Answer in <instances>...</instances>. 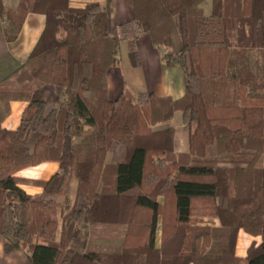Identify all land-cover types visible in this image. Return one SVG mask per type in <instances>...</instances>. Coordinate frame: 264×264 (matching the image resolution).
<instances>
[{
    "label": "trees",
    "instance_id": "trees-1",
    "mask_svg": "<svg viewBox=\"0 0 264 264\" xmlns=\"http://www.w3.org/2000/svg\"><path fill=\"white\" fill-rule=\"evenodd\" d=\"M204 1L132 0V18L112 37V0L81 6L70 0H18L13 8L0 0V20L7 21L0 27L5 43L16 39L27 13L45 16L26 60L0 78L1 83L18 77L15 90H2L12 92L10 97L4 100L6 93H0V104L6 102L0 123L9 101H27L16 129L0 125L5 252L27 249L32 264H264V166L256 164L264 152V0H210L208 14ZM172 21L179 47L162 58L167 66L181 67L183 95L173 99L126 89L110 100L106 74L119 62L120 41L132 37L128 57L136 65L137 36L146 32L153 44L170 47ZM132 24L137 31L130 34ZM255 47L262 49L261 74L240 63L244 52ZM46 84L62 87L65 99L42 100L40 88ZM175 111L188 132L187 153L173 151L172 126L155 132L156 144L135 142L131 118L146 130L170 122ZM31 131L39 136L29 149ZM113 139L126 146L108 185L104 156ZM151 154L169 156L174 168L163 173L167 189L161 200L155 188L165 169ZM46 160L59 165L49 180L14 175ZM148 175L154 186L133 192ZM68 180L74 181L75 199L85 197L84 208L75 207V201L62 208L54 200V194H66ZM26 182L43 188L39 199L19 187ZM80 217L90 225L87 238L75 225ZM240 229L260 236L244 257L235 254ZM217 235L221 242L214 239ZM73 239L87 248L69 245Z\"/></svg>",
    "mask_w": 264,
    "mask_h": 264
},
{
    "label": "crops",
    "instance_id": "crops-1",
    "mask_svg": "<svg viewBox=\"0 0 264 264\" xmlns=\"http://www.w3.org/2000/svg\"><path fill=\"white\" fill-rule=\"evenodd\" d=\"M2 1L6 7H15L18 3V0ZM72 1L74 2V6H81L86 2L85 0H70V3ZM131 18L132 16L126 19V21ZM44 22V14L29 12L24 18L16 39L6 43L1 42L3 43L1 46L3 45L2 51L4 53L2 58L4 57L7 61H0V78L13 69L16 63H21L27 58L43 30ZM120 23L122 22L112 21L110 24L108 22V26H112V28L110 27L112 30L111 35H115L116 26ZM135 48L138 54V63L136 65H132L130 60L125 62L119 58V62L108 69L106 74L108 98L115 100L126 89L133 93L152 92L157 96H169L173 99L181 97L184 93V74L181 67L176 65L167 66L162 58L163 52L159 46L150 41V37L146 32L137 36L135 39ZM40 95L42 100L52 103L60 100L61 90L57 85L46 84L40 88ZM26 106L27 101L25 100L15 99L9 101V112L2 119L0 123L1 127L8 130L16 129ZM175 117H179L177 125L171 123ZM172 120L168 125L174 128V150L178 153L187 152L188 132L181 124V114L179 111L174 112ZM58 168L57 161L46 160L35 165L24 167L14 175L28 181H46L58 171ZM19 187L34 199H39L43 193V188L35 183H20ZM159 228L158 224V244L160 240ZM252 241L258 244L260 238L239 230L237 233L235 254L239 257H244ZM5 242L4 236L0 233V264H32L29 259V251L16 249L11 252H5Z\"/></svg>",
    "mask_w": 264,
    "mask_h": 264
},
{
    "label": "rangeland",
    "instance_id": "rangeland-1",
    "mask_svg": "<svg viewBox=\"0 0 264 264\" xmlns=\"http://www.w3.org/2000/svg\"><path fill=\"white\" fill-rule=\"evenodd\" d=\"M85 1L88 2L89 0H85ZM98 1L102 4V3H104L105 0H98ZM73 3L74 2L72 1L71 5H73ZM4 6L6 7L5 4H4ZM78 6H80V5H78ZM202 7H203L205 13L208 14L209 9H210V0H205L202 3ZM6 8H13V7H6ZM108 10H109V21H108L109 24L112 21L122 22V23L118 24L116 26V29H115V35L121 33V30H122L121 28L122 27H127V25H125L124 22H126V19H128V18H130L132 16L131 0H112V2H110V4H109V9ZM230 11L233 13V11H234L233 7H232V9ZM6 22H7L6 20L1 19L0 20V27L4 26L6 24ZM121 24H123V25L119 27V25H121ZM157 25H158V23H157ZM110 27L112 28V26L111 25L108 26V33H109L110 36L113 37V35H111L112 34L111 33L112 30L110 29ZM131 29H133V30L131 31ZM170 29H171L170 31H171V35H172V42H170V47L166 46L163 43L157 45V46H159V48L163 52L162 56L167 50L175 51L179 47L178 31H177V26L175 24V21L171 22ZM129 31H130V34L132 32H136L137 31V27L132 24V25H130V30ZM154 32H155V37L158 40V36H159L158 35V28H156L154 30ZM2 38H3V35L0 32V61L3 62L4 60L7 61V59H4V57L2 58V55L4 54L3 51H2L3 50L2 49L3 45L1 46V44H3V43H1V42H3ZM125 38L126 39H124V40H126V41H123V39H122V42L120 41L121 44L119 43L120 46H119V50H118V56H119V58L122 61L126 62V61L129 60V58L127 57V52L129 50L128 42H129L130 39H132V37L130 35H128V36L125 35ZM244 56L245 57H242V59L240 60L241 61L240 63H246L253 70H255L259 74H261V69H262V49L258 48V47H255L253 49L249 48V49L246 50V52H244ZM240 63H239V65H240ZM14 67H16V66H14ZM20 75H22V74H20ZM10 78H12V81L6 80L7 82L5 81V82H1L0 83V93L1 94L2 93H6V94H3L4 95V100H5V98L10 97L12 92L2 91V90H5V89L9 90V91L15 90L13 85L18 80V77H16L15 75L11 76ZM60 90H61L60 100H64L65 96L63 94V88L60 87ZM134 94H136V92H134ZM5 103L1 102V104H0V108H2V110L6 107ZM178 118L179 117L173 118L171 123L174 124V125H177ZM168 123L169 122L160 123V124H151L149 129L143 130V129H140V128L137 127L138 125H137L136 119L135 118H131L129 126L133 129L134 134L138 135V136H136L135 142L143 141V142L148 143L149 145H153V144H156L157 141H158V135L155 132L160 130V128H163V127H166V126H171V125H168ZM85 130L87 132V131L91 130V128L86 127ZM38 136L39 135L36 132L31 131L29 133L28 138H27V145H28L29 149H32L33 144L37 140ZM74 140H77V138H75ZM125 144L126 143L124 141H121V140H118V139H113L110 142V146L107 149V151L105 153V156H104V164H108L107 173H105V179H106L105 180V184L109 185V184L112 183V178H113V176H112V171H113L112 167L117 161H119V160L124 158V150H125V146H126ZM173 144H174V141H173ZM173 151L176 154H180V155H181V153L182 154L187 153V152H179V153L176 152L174 150V145H173ZM151 156H152V158H153V160L155 162L158 160V163L161 165V168L163 170L165 169L164 171L161 172L160 175H158V188H155L157 190V192H158V199L161 200L162 199V196H161L162 194L161 193H163L167 189L166 188L167 181L164 179L165 175L163 173L167 172L169 167H170V171L173 172L174 168L171 167L172 163H171V160H170L169 156L162 157V159H157V157L155 155H153V154H151ZM158 158H160V157L158 156ZM256 164L259 165V166H264V152H262L260 154V157L257 160ZM219 165L220 166H225V167H234V165L230 164V163H220ZM25 167H28V166H25ZM171 172H170V174H172ZM146 178L147 179H146L145 183L143 184V186L141 188H139V189H135L133 192H136L137 190H142V189H147L148 190L149 188L151 189L152 185L154 186V181H153L154 178L151 179L150 175H148ZM69 180L67 181V184H66V187H67L66 188L67 189L66 190V194L65 193L64 194L56 193V194L53 195L54 200L57 203L61 204V206H63L62 208H66V206H69L72 203L74 204V201L76 203L75 207L84 208L86 203H87L85 197H83V196L79 197L78 196L75 199V196H74V181H69ZM252 215L254 217V213H252ZM252 220L254 221V219H252ZM75 225H77V227L80 229V231L82 230L83 234L87 233L86 238L89 236L88 232H89L90 225H88L87 221H83V219L80 217V218H78V220L75 223ZM218 228H220V227H218ZM240 230L245 232V233H248V232L244 231L243 229H240ZM158 235L159 234H158V225H157L156 234H155V244L157 246H158V237H159ZM256 236H258L260 238L259 235H256ZM55 237H56V239H58L60 237L59 233H56ZM221 237L222 236L217 235L214 239H217V240H219L221 242V240H222ZM70 242L71 243H69V245L76 246L78 248V250H80V249L82 250L84 248L85 249L87 248L85 243L76 242V241H74V239L71 240ZM25 250L28 251L27 249H25Z\"/></svg>",
    "mask_w": 264,
    "mask_h": 264
}]
</instances>
